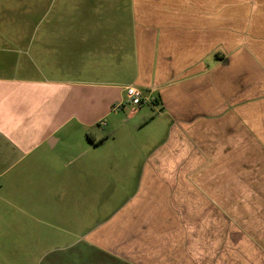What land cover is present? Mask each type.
Returning <instances> with one entry per match:
<instances>
[{
  "label": "crops",
  "instance_id": "crops-1",
  "mask_svg": "<svg viewBox=\"0 0 264 264\" xmlns=\"http://www.w3.org/2000/svg\"><path fill=\"white\" fill-rule=\"evenodd\" d=\"M130 4V11L64 12L74 23L53 32L63 33L61 41L75 52L55 53L52 66L84 81H52L47 88L41 81L23 83L64 90L65 100L55 106L88 121L101 111L120 110L126 88L134 86L157 99L160 119L168 124L159 145L141 159L133 156L139 166L130 162L119 172L128 186L113 197L103 201L104 188L91 196L80 180L84 172L102 177L105 161L115 166L131 160L120 155L100 159L96 169L83 168L67 184L66 206L91 207L101 198L94 207L109 209L80 240L119 264H264V0ZM8 82L0 79V180L10 161L48 138L51 148L57 142L49 128L41 132L38 121L27 117L30 107L9 103L15 91ZM148 116L141 115L143 124ZM104 141L92 139L95 147ZM239 144L245 151L237 159ZM238 166L242 191L232 182ZM17 182L0 185V219L2 205L11 201L18 209ZM216 193L225 194L224 203Z\"/></svg>",
  "mask_w": 264,
  "mask_h": 264
},
{
  "label": "rangeland",
  "instance_id": "rangeland-1",
  "mask_svg": "<svg viewBox=\"0 0 264 264\" xmlns=\"http://www.w3.org/2000/svg\"><path fill=\"white\" fill-rule=\"evenodd\" d=\"M130 1L0 0V79L8 78L7 84L13 83L15 93H20L18 96L12 94L9 103L30 107L27 117L31 121H38L35 125L40 126L41 132L49 128L57 139L52 148L48 138L33 153L19 161H10L8 171L0 180V185L8 186L14 178L19 179L18 204H15L18 209L12 207L14 203L10 199L12 205H2L1 209L0 264H119L113 257L101 256L96 249L88 248L80 240L87 228L94 226L109 212V209L94 207L101 198L98 202L92 201L91 207L66 206L63 199L72 188H67V184L78 177L83 168L96 169L100 159L112 155L131 160L117 162L115 166H111L113 161H105V169L100 168L104 174L102 177L84 172L80 181L86 184L91 196L96 188H104L103 201L110 194L113 197L122 187L128 186V179L119 172L130 162L133 167L139 166V159L159 145L168 133V124L166 126L165 121L160 119V104L154 102L135 107L128 104L124 95L120 106L124 105L120 110L101 111L99 116L88 121L81 115L71 117L65 108L61 109L59 104L65 100L64 90L58 89L55 93L52 90L40 91L35 85L26 86L23 83L24 80L41 81V85H44L42 88H47V83L52 81L83 80L75 72H59L58 67L52 66L55 53L75 52L61 41L63 33L53 32L74 23L64 12L81 9L90 12L104 7L130 11ZM78 60L82 68L83 61ZM85 78L92 79L89 76ZM17 97L21 103H16ZM57 99H60L59 104L55 106ZM39 108L41 113H30ZM144 112L150 116L143 124L141 115ZM140 125L144 128L139 129ZM113 130L116 132L113 133ZM24 134L21 138H24ZM113 135L115 139L108 138ZM33 136L37 137L36 129ZM92 139L105 141L95 147ZM236 141L242 143V139ZM246 146L251 151L249 141H246ZM240 147L237 148V159L243 157L241 151H245ZM133 156L139 159L135 161ZM240 168L238 166L233 170L232 177L233 185L239 187L242 181ZM221 181L225 182L224 179ZM216 197L224 203V193H216Z\"/></svg>",
  "mask_w": 264,
  "mask_h": 264
},
{
  "label": "built area",
  "instance_id": "built-area-1",
  "mask_svg": "<svg viewBox=\"0 0 264 264\" xmlns=\"http://www.w3.org/2000/svg\"><path fill=\"white\" fill-rule=\"evenodd\" d=\"M126 97L128 104L135 107H141L143 105L156 102V98L152 94L146 95L142 90L134 86L126 88Z\"/></svg>",
  "mask_w": 264,
  "mask_h": 264
},
{
  "label": "trees",
  "instance_id": "trees-1",
  "mask_svg": "<svg viewBox=\"0 0 264 264\" xmlns=\"http://www.w3.org/2000/svg\"><path fill=\"white\" fill-rule=\"evenodd\" d=\"M156 101H157V99H156Z\"/></svg>",
  "mask_w": 264,
  "mask_h": 264
}]
</instances>
